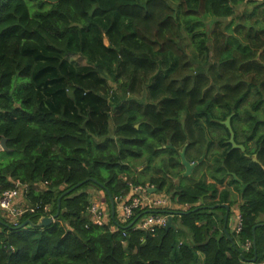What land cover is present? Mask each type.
Masks as SVG:
<instances>
[{
    "label": "trees",
    "instance_id": "trees-1",
    "mask_svg": "<svg viewBox=\"0 0 264 264\" xmlns=\"http://www.w3.org/2000/svg\"><path fill=\"white\" fill-rule=\"evenodd\" d=\"M255 1L235 14L246 0H0V193L25 185L33 208L16 222L0 214V264H264V0ZM228 118L244 150L232 147ZM182 150L194 164L188 182ZM163 153L170 171L149 174ZM147 182L189 206L91 219L88 186L109 206L107 192ZM230 186L242 200L232 240L221 206L233 203ZM59 196L50 224L19 227L54 214ZM150 212L171 225L136 228Z\"/></svg>",
    "mask_w": 264,
    "mask_h": 264
},
{
    "label": "built area",
    "instance_id": "built-area-1",
    "mask_svg": "<svg viewBox=\"0 0 264 264\" xmlns=\"http://www.w3.org/2000/svg\"><path fill=\"white\" fill-rule=\"evenodd\" d=\"M26 186L17 184L12 189H7L0 193V214L11 222H16L23 213L32 212L33 208L23 199L20 201L21 193L25 191ZM152 185H132L128 183V190L119 194L114 198L116 220L118 223L128 222L134 215L136 209L146 208L154 210L157 208H167L168 196L156 195L152 196ZM189 205H183L179 208L185 209ZM88 213L91 219L98 224L105 222L107 217L102 208L95 201H90ZM109 216V215H108ZM168 215L150 212L141 216L136 222L135 227L143 230H151L155 226H165ZM240 229V217L236 225L235 231ZM251 242L248 241L242 245L243 249H248Z\"/></svg>",
    "mask_w": 264,
    "mask_h": 264
},
{
    "label": "rangeland",
    "instance_id": "rangeland-1",
    "mask_svg": "<svg viewBox=\"0 0 264 264\" xmlns=\"http://www.w3.org/2000/svg\"><path fill=\"white\" fill-rule=\"evenodd\" d=\"M168 1H169V3H171L173 5L176 3V0H168ZM262 1L263 0H256L255 2L259 3V2H262ZM252 5L253 4H251V3H247V0H246L245 3H242V4H240L239 6L236 7L235 14L236 13L240 14L244 10H249L252 7ZM67 60L74 62L78 66H85L86 65L85 60L83 58L79 57L78 55H68L67 56ZM167 157H168V154H165V153H163V154L159 155L158 157H156V161H155V164H154L155 166L152 168L153 171L150 170L148 173L149 174H154V175H160L163 172L170 171L168 169V167H167V163L164 161ZM191 169H192V167L189 169V171L186 174L185 178L188 179V175H190ZM184 172H185V170L182 171V175H184ZM170 177L172 178V175ZM174 178H173L174 181L175 180L179 181V177L176 178V179H174ZM183 181L186 182L185 180H183ZM146 184H149V183L147 182ZM86 190H87V192L89 194V200L90 201H95L96 203H98L99 206L102 208L103 212L105 213V216L108 217L110 211H109V206L107 205V202H106L105 194L101 190L97 189L94 186H88ZM161 193H164V194H166L168 196L167 208H172V209H178L179 208L178 204H176L175 201L170 198L171 197L170 193H166V192H161ZM21 198H23V193H21ZM237 198H238V196H236V199H235L236 203L232 207V210H234V211L238 210V205H239V201L240 200H238ZM216 215H220V211H217ZM260 218L264 219V215L261 214ZM200 258H202V257L199 255V259L197 260V262L195 264H202V259H200Z\"/></svg>",
    "mask_w": 264,
    "mask_h": 264
},
{
    "label": "water",
    "instance_id": "water-1",
    "mask_svg": "<svg viewBox=\"0 0 264 264\" xmlns=\"http://www.w3.org/2000/svg\"><path fill=\"white\" fill-rule=\"evenodd\" d=\"M49 1H56V0H49ZM105 43H107V41H105ZM225 124L226 126L230 129V143L232 144V147H237V148H240L241 150H244L245 147L241 144H236L235 143V140H234V133L233 131L231 130V126H230V123H229V118L225 121ZM0 147L2 150H7V147L5 145V138H2L1 141H0ZM180 156H181V163L185 166V172L184 174L186 175L189 171V169L194 165L193 163H189L188 161L185 160V156H184V150H182L180 152ZM92 181L98 183L95 179H92ZM81 183H78L76 184L75 186L71 187L70 189L66 190L65 192H63L62 195L70 192L73 188L75 187H78ZM107 199H108V202H109V211H110V217L112 219H114L115 217V202H114V199L112 198V196L110 195V193L107 192ZM60 200H61V196H59L58 198V201H57V208H56V211L54 214H51V215H47V216H41L37 222H32L30 219H26L24 220L20 225L19 227H24V226H30V227H43V226H46L48 224H50L55 218L58 217L59 215V212H60ZM220 204H216V205H213V206H210V208H215L217 206H219ZM221 206H223L225 208V220L227 219V216H228V212H229V207L227 204H221ZM1 222V220H0ZM131 225V224H130ZM171 225V215L168 216L167 218V223H166V227H169ZM259 225V224H256L252 227V234H253V237H252V245H253V248H254V254L256 255V240H255V228L256 226ZM225 233L226 235L229 237L230 240H232V237L230 236L229 232L227 230H225ZM233 243V242H232ZM234 245V243H233Z\"/></svg>",
    "mask_w": 264,
    "mask_h": 264
},
{
    "label": "crops",
    "instance_id": "crops-1",
    "mask_svg": "<svg viewBox=\"0 0 264 264\" xmlns=\"http://www.w3.org/2000/svg\"><path fill=\"white\" fill-rule=\"evenodd\" d=\"M253 158L255 159V156H253ZM185 174L184 175H182V177H183V180H185L186 182H188V179L187 178H185ZM176 178H178V176H176L174 179H176ZM179 179H180V177H179ZM209 180V179H208ZM176 181V180H175ZM176 182H178V180L176 181ZM222 188V187H221ZM229 190L231 191V194H230V199L233 201V203L229 206V204H227L228 205V207H229V212H228V215H229V217H228V229H229V233H231V232H233V231H235V228H236V225H237V223H238V218L240 217V215H239V205H238V210L237 211H234V210H232V207H233V205L236 203V196H238V200H240L239 201V203L240 202H242V200H241V197H240V194H239V192H237V191H235L234 189H233V187L232 186H230L229 187ZM152 193H151V195L154 197V196H156V195H165L166 196V194H164V193H161V191H157L155 188L151 191ZM23 198H24V196H23ZM23 198H21V199H19L20 201H22L23 200ZM25 200V199H24ZM180 207V206H179ZM262 215H264V214H262ZM225 216V215H224ZM237 218V219H236ZM259 220V222L261 221V220H263L262 218H260V216H259V218H258ZM189 240V239H188ZM242 245L243 244H241L240 245V247L242 248ZM243 249V248H242ZM200 259H202V258H200Z\"/></svg>",
    "mask_w": 264,
    "mask_h": 264
}]
</instances>
